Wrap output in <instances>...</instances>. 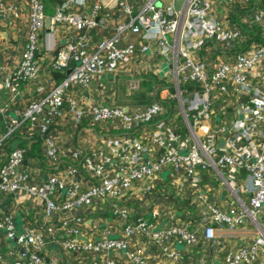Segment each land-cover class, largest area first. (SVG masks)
Listing matches in <instances>:
<instances>
[{
	"label": "built area",
	"instance_id": "obj_1",
	"mask_svg": "<svg viewBox=\"0 0 264 264\" xmlns=\"http://www.w3.org/2000/svg\"><path fill=\"white\" fill-rule=\"evenodd\" d=\"M59 1L47 17L41 0H22L26 20L18 62L0 79V200L9 197L0 232L18 249L0 251V264H59L44 258L47 244L80 264H149L136 238L164 264H180L174 243L194 248L199 230L201 238L213 240L216 232L236 229L249 241H240L224 264H260L264 0H181L177 10L176 0ZM22 8L16 0H0V24L17 33ZM151 46L170 66L154 84L151 103L133 109L84 103L82 91L93 81L117 74ZM40 49L51 54L49 71L62 77L43 96L20 104L23 87L38 75ZM141 84L128 75L126 95L140 92ZM43 91L35 86L34 95ZM65 118L79 133L87 119L97 146H77L62 161L47 132ZM21 127L39 142L45 180L26 169L21 149H4ZM163 171L170 192L203 205L197 228L164 212L161 203L138 216L131 213L127 204L148 199ZM208 171L227 190L229 212L199 193L201 175ZM80 172L89 180L85 188ZM26 208L39 212L40 221L36 229L17 231L14 212ZM160 219L166 224L158 225Z\"/></svg>",
	"mask_w": 264,
	"mask_h": 264
},
{
	"label": "crops",
	"instance_id": "obj_2",
	"mask_svg": "<svg viewBox=\"0 0 264 264\" xmlns=\"http://www.w3.org/2000/svg\"><path fill=\"white\" fill-rule=\"evenodd\" d=\"M21 8L22 0H16ZM44 6V10L47 11L48 16L52 15L58 2L56 0H41ZM21 21L19 22V31L17 33L3 27L0 24V64L3 68L4 74L0 75V79L5 77L10 73V71L16 66L19 58V50L21 47L22 37L24 34L26 10L21 9ZM46 14V13H45ZM46 14V15H47ZM56 42H59V37L56 36ZM39 46L42 48L41 40L39 41ZM51 59V54H45L40 49L39 54H37V60L39 63V72L36 79L23 87L21 91V102L24 103L26 100L34 99L43 96L51 87L56 85L61 79L62 74H54L50 72L48 68V63ZM162 62L158 56L155 54L152 46L146 56L140 58H134L129 64L123 66L117 74L109 76H101L97 78L90 84V87L82 91V95L85 97L84 103L87 104H102V105H116L127 109H133L137 106L135 99L137 96H128L125 93L124 82L128 75L136 76L142 79V82L152 81L149 85L150 92L158 78L167 74L169 65L166 63V71L161 76V66ZM43 86L44 91L40 95H34L35 86ZM135 95V94H134ZM84 129V132L79 133L72 121L69 118H65L62 121H57L51 128L48 129L47 135L54 138L57 143V148L63 158H67L71 150L75 147H81L82 149L91 150L97 146L94 134L90 129V123L87 119L82 120V125L79 126ZM16 137L26 138L29 137L26 129L24 127L19 128L15 131ZM40 153V146H38ZM23 165L26 166L27 170H30L33 174V178L37 176L41 180H45L44 176L47 172L41 168V165L33 158L23 161ZM49 170L48 172H50ZM52 172V171H51ZM165 174L163 177L162 174ZM79 176H83L84 180L82 182V188H85L89 180L86 179V175L80 172ZM244 175L240 177L241 181ZM167 178L166 173L163 171L160 174V180L156 184L153 193L148 197V199L135 204V201H130L127 206L131 209V213L138 216L140 213L147 212L149 208L154 204H162L164 207V212L170 216L176 217L180 222H185L191 224L192 228H197V218L198 214L203 212V205L198 201L194 202L182 200L179 196L174 195L170 192L166 186ZM167 188V189H166ZM165 190L169 193L167 198L163 197ZM138 189L134 190L136 194ZM207 197L208 201L214 204V206L221 211L229 212L231 206L229 203V195L227 190L220 186V182L216 179L211 172H204L200 178V192ZM163 199L165 201H163ZM9 210V197H6L5 202L0 200V218ZM14 224L16 230L19 231L24 226H30L32 228L37 227L40 221L39 212L32 213L28 208L17 210L14 212ZM106 217L107 223H114L113 220ZM158 225L166 224L165 220H159L156 222ZM118 231L112 232V237H118ZM197 237L200 241L196 244L194 248L184 247L181 244L174 243L173 249L182 259L180 264H224V258L238 246L239 242L243 243L248 240L242 239V231L236 229L235 232L225 233L216 232L215 238L213 240H204L201 238V231H197ZM223 235V236H222ZM241 238V239H240ZM251 239V238H250ZM203 240V241H202ZM249 241V240H248ZM136 247H139L143 251V254L149 257V264H164L162 261L158 260V253L152 250L151 246L145 242L136 238L134 242ZM6 250L17 251V246H15L13 241L5 240L2 232H0V251L5 252ZM43 256L47 258H55L59 264H80L78 259L72 258L64 255L58 248L46 245L44 249ZM155 258V259H154ZM260 264H264V258L260 259Z\"/></svg>",
	"mask_w": 264,
	"mask_h": 264
},
{
	"label": "trees",
	"instance_id": "obj_3",
	"mask_svg": "<svg viewBox=\"0 0 264 264\" xmlns=\"http://www.w3.org/2000/svg\"><path fill=\"white\" fill-rule=\"evenodd\" d=\"M56 1L58 2V4L60 3L59 0H56ZM42 5H43V3H42ZM43 8H44V6H43ZM44 13L47 14V11L44 10ZM46 16L49 17L50 15L48 16V14H47ZM253 39H254V36H252V40ZM148 92H150L149 83L142 82L141 91L139 93H136L135 96H137V99H138V98H141L143 94L145 95ZM140 93H142V94H140ZM156 95H158L157 92H156ZM38 146H39V142L37 139H35L34 136L26 137V138H20V137H16V133L13 132L9 135V138L7 139V141L5 143L4 149L6 151H9V150H12L14 148H19L23 151V158L25 160L33 158L40 165H43V159L41 158V155L39 153Z\"/></svg>",
	"mask_w": 264,
	"mask_h": 264
},
{
	"label": "rangeland",
	"instance_id": "obj_4",
	"mask_svg": "<svg viewBox=\"0 0 264 264\" xmlns=\"http://www.w3.org/2000/svg\"><path fill=\"white\" fill-rule=\"evenodd\" d=\"M165 71H166V64L165 63H162V66H161V76L163 75V73H165ZM146 83H149V85H150V84H152V81L149 80ZM137 93H139V92H137ZM134 94L136 95V93H134ZM134 94H132V96H135ZM140 94H142V93H140ZM153 100H154V98L151 95V92H148L145 95L143 94L141 98H138L137 100L135 99V102H136V105L135 106H137V107L145 106V105L151 103ZM217 121H218V119H217ZM162 176L164 177L165 174L163 173ZM107 210H104V212L106 213V215H107Z\"/></svg>",
	"mask_w": 264,
	"mask_h": 264
},
{
	"label": "water",
	"instance_id": "obj_5",
	"mask_svg": "<svg viewBox=\"0 0 264 264\" xmlns=\"http://www.w3.org/2000/svg\"><path fill=\"white\" fill-rule=\"evenodd\" d=\"M181 3V0H176V3H175V9L177 10L179 8V5ZM156 6H158V4H156ZM44 26L45 28L48 26V20H45L44 22ZM118 47H120V45H118ZM56 74V73H54ZM243 171L241 170L240 173H242ZM44 179H46V176H44Z\"/></svg>",
	"mask_w": 264,
	"mask_h": 264
}]
</instances>
